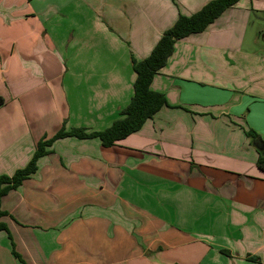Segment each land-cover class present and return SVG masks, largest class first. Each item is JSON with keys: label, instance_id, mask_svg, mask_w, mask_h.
I'll use <instances>...</instances> for the list:
<instances>
[{"label": "crops", "instance_id": "0c3cea01", "mask_svg": "<svg viewBox=\"0 0 264 264\" xmlns=\"http://www.w3.org/2000/svg\"><path fill=\"white\" fill-rule=\"evenodd\" d=\"M209 1L0 0V175L62 126L109 127L130 57ZM262 28L264 0H239L174 45L151 83L168 107L138 132L54 141L1 199L0 264H21L11 242L25 264H264V173L244 134L264 141Z\"/></svg>", "mask_w": 264, "mask_h": 264}, {"label": "trees", "instance_id": "16d2710c", "mask_svg": "<svg viewBox=\"0 0 264 264\" xmlns=\"http://www.w3.org/2000/svg\"><path fill=\"white\" fill-rule=\"evenodd\" d=\"M174 2V0H172ZM239 0H211L195 13L186 16L178 14L174 24L164 31L150 54L142 60L130 57L131 69L135 74L133 94L128 104L120 111V117L111 125L100 131L87 132L84 128L65 130L62 126L52 137L41 138L34 149L28 163L14 171L12 175H0V218L7 215L1 209V199L10 191L16 190L24 180L28 179L37 170L38 160L49 153V147L58 139L75 137L78 139H98L105 148L114 146L117 142L129 135L138 132L147 120L152 119L163 107H168L166 96L151 89V83L156 74L165 67L174 51V45L190 35L205 31L221 14L238 3ZM5 100L0 96V107ZM244 134L250 144L260 139L262 147L255 149L257 154L256 167L264 173V141L252 129H244ZM0 231L7 232L4 224L0 223ZM11 241V237L9 236ZM12 255L25 264L14 251Z\"/></svg>", "mask_w": 264, "mask_h": 264}, {"label": "rangeland", "instance_id": "374dc122", "mask_svg": "<svg viewBox=\"0 0 264 264\" xmlns=\"http://www.w3.org/2000/svg\"><path fill=\"white\" fill-rule=\"evenodd\" d=\"M260 25H261L260 22H258L255 18H252L251 23L248 26L250 38H252V34H254L255 31L260 28L259 27ZM259 33L260 34L258 36L257 44L252 45L251 51L257 54L264 55V28H262L261 32Z\"/></svg>", "mask_w": 264, "mask_h": 264}, {"label": "water", "instance_id": "95a60500", "mask_svg": "<svg viewBox=\"0 0 264 264\" xmlns=\"http://www.w3.org/2000/svg\"><path fill=\"white\" fill-rule=\"evenodd\" d=\"M253 146L255 147V149H260V148L262 147V144H261L260 139H256V140L253 142Z\"/></svg>", "mask_w": 264, "mask_h": 264}]
</instances>
